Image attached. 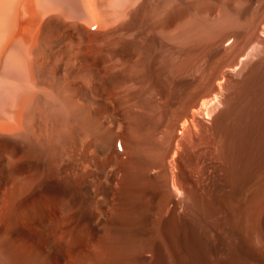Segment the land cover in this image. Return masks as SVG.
Returning a JSON list of instances; mask_svg holds the SVG:
<instances>
[{
    "label": "bare ground",
    "instance_id": "1",
    "mask_svg": "<svg viewBox=\"0 0 264 264\" xmlns=\"http://www.w3.org/2000/svg\"><path fill=\"white\" fill-rule=\"evenodd\" d=\"M75 28L73 34L85 33ZM230 33L229 40H240L238 30ZM190 34L182 28L170 41ZM262 34L264 28L253 34L249 51L211 86L218 87L214 96L209 89L212 98L185 102L176 112L163 92L137 80L138 67H131L137 79L130 78L122 68L128 64L119 72L115 60L104 77L101 64L118 56L114 45L99 65H88L89 77L79 74L84 51L69 68L61 61L50 67L46 56L26 64L14 92L0 95V264L8 258L15 264L264 263ZM190 53L186 48L184 59ZM206 61L205 53L196 64H173L171 82L188 85L204 76ZM236 70L239 78L225 85L222 79ZM105 220L114 223L116 239L104 238L110 236Z\"/></svg>",
    "mask_w": 264,
    "mask_h": 264
},
{
    "label": "rangeland",
    "instance_id": "2",
    "mask_svg": "<svg viewBox=\"0 0 264 264\" xmlns=\"http://www.w3.org/2000/svg\"><path fill=\"white\" fill-rule=\"evenodd\" d=\"M259 1L261 4H259L258 0H0V95L12 94L16 89V78H19L20 76H27V72L25 71L28 66L25 65H28V63L30 65L39 59L41 60L43 56L48 57L49 66L53 64L52 67H55L58 63H60L59 61H61L68 67L71 66L68 64H72L74 58L85 52L86 55H83L85 58H88H86L87 61L85 59L88 64L86 62L84 64V61L81 63L84 68L81 65L82 69L80 68L81 70L79 71V74L80 76L83 75L89 77V66L99 65L100 63H98V58L101 56L100 54L107 53L109 48L114 45V47L118 50V56H115L113 60L109 61L111 63L108 64L107 67V62H105L106 64H101V69H103L102 74H104V77L105 75L107 78L111 76L112 69H108L110 67H114L112 63L115 64L118 60L119 62L117 61V65L115 64L116 66L113 69L119 72L124 71V73H127L125 75H130V78H136L138 76V79L136 78L137 80L140 78V80L146 83V85H150L153 89L155 88L158 93L163 92V95H165L166 106H168L173 112H176L185 102H202L203 99L206 98V95L208 97L206 100L212 98V94H210L209 89L212 93L214 91L212 90L214 84L216 86L220 82L221 78L225 79V72L230 70V68L232 69L233 67H236L235 65L238 64L242 56L249 51L251 46L254 44L251 40L253 34L255 32H257V34H261L264 28V0ZM256 4L261 6L256 8ZM215 6L217 7V10L212 14L210 10ZM243 6L246 7L244 8ZM236 7L238 8L236 9ZM218 10L222 13L217 14ZM236 13L239 16H236ZM215 14L218 16L220 15L219 18L216 19L218 16ZM222 15L226 17V19L223 17L225 20H223ZM246 15H249L250 18L249 16L247 18ZM252 15L253 17H251ZM174 18H180L176 20V22L179 21V23H171ZM228 18L231 19L229 20ZM220 19L222 20L221 24L223 21H227L226 23L229 27L225 25V22V24L223 23L224 26H220V21H218ZM248 19H252V22ZM261 19L262 21H260ZM214 21L217 22L219 28ZM232 21L235 22H233L235 27L232 24ZM238 21L242 23L240 24ZM247 21H249V28L246 25L248 24ZM185 22L186 25H183ZM210 22L213 24L211 25ZM243 22L246 26L243 25ZM191 24L194 25V28H196L195 30ZM231 24L233 26L230 27ZM75 26L82 27L85 33L73 34L74 31L76 32ZM182 28L189 29L191 33L190 36L187 39L173 38L172 41H175L171 43V36ZM237 30L241 35L238 42H232L226 37L228 33ZM198 31L201 33L200 36H198V33H194ZM111 35L113 37H111ZM192 35H197L198 38L205 36L206 38L203 37L204 39L201 38L202 40L199 38L200 41L198 42V38H196L197 36H193L192 40L196 42L195 44L192 40H190ZM263 35L264 34H262V36ZM118 36L120 37L118 38ZM108 37L110 40L107 39ZM114 39L115 42H111L114 41ZM188 39L189 42L187 43ZM207 39L210 41L207 42ZM181 40H184V43L187 40V44L185 45ZM101 42L103 46L101 45ZM228 42H230V44H226ZM115 43L116 45L119 44V48L115 46ZM189 43L191 45H189ZM188 45L191 47H188ZM184 47L185 50L188 48L191 52L186 59H184L182 54V52L185 51ZM218 48L221 50L219 53L217 52ZM163 49L166 51H163ZM66 51L70 53L68 54ZM96 51L97 54L94 55ZM180 52L181 54H179ZM205 53L207 55V61L206 74L204 76H202L201 73H198L195 75L194 81L188 85L180 86L171 82L169 69H172L173 64L174 69L182 66H178V64H181L184 60H187L189 63L191 62L190 64H196L197 61L201 62V58ZM119 55H121L122 61ZM172 55H175V58L174 56L172 57ZM180 56L182 57L180 58ZM94 57H96V59ZM175 60L178 61L176 62ZM136 61L138 63H136ZM133 62L134 65H132ZM161 62L162 65H160ZM118 63H120V65ZM122 63H127L128 65L124 66ZM109 65L110 67L108 68ZM121 65L122 68H124L123 71ZM24 66L25 69L23 68ZM134 66L139 69L137 68V70ZM131 67H134L136 70ZM128 68L130 70H128ZM133 69L135 70L134 72H136V77L132 71ZM105 71L107 73L110 71V74L108 73L109 76L105 73ZM141 71L142 75L140 74V76L139 73H141ZM68 72L69 71L66 73ZM68 74L66 76H70ZM219 74L224 77H220ZM165 76L167 77L165 78ZM229 78L238 79V71H231L226 80L222 79L225 85L227 84ZM150 80H153V83ZM205 81L207 82L205 83ZM157 83L160 85L158 86ZM165 85H168V87L166 86L168 90ZM216 89H218V87ZM216 89L213 92V96L218 91ZM207 92L209 93L207 94ZM262 172H264V170ZM262 172L260 175L263 176V178L259 177L258 181V188L260 190L262 188L264 190V174ZM110 207L112 208V205H110ZM102 224L104 228L103 233L105 234V232H107L105 235L111 236L104 238L116 239L117 236L113 228L114 223L110 220H105ZM149 236L150 235H145V238H149ZM153 237L154 236L151 234V238ZM260 238H262V235L258 238L259 246L261 245L259 244ZM261 242L262 241H260V243ZM6 264L15 263L13 259L8 258ZM257 264L264 263L259 259Z\"/></svg>",
    "mask_w": 264,
    "mask_h": 264
}]
</instances>
